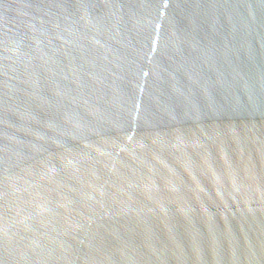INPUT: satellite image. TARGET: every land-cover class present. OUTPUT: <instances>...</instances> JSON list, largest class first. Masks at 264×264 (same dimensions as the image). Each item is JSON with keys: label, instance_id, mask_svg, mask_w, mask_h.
<instances>
[{"label": "water", "instance_id": "obj_1", "mask_svg": "<svg viewBox=\"0 0 264 264\" xmlns=\"http://www.w3.org/2000/svg\"><path fill=\"white\" fill-rule=\"evenodd\" d=\"M0 264H264V0H0Z\"/></svg>", "mask_w": 264, "mask_h": 264}]
</instances>
